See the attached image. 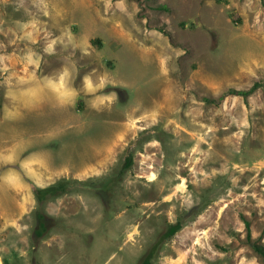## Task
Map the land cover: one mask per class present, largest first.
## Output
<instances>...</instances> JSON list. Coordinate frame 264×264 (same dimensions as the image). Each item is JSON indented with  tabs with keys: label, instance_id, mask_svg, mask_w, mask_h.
<instances>
[{
	"label": "rangeland",
	"instance_id": "1",
	"mask_svg": "<svg viewBox=\"0 0 264 264\" xmlns=\"http://www.w3.org/2000/svg\"><path fill=\"white\" fill-rule=\"evenodd\" d=\"M255 243L264 0H0V264H264Z\"/></svg>",
	"mask_w": 264,
	"mask_h": 264
},
{
	"label": "trees",
	"instance_id": "2",
	"mask_svg": "<svg viewBox=\"0 0 264 264\" xmlns=\"http://www.w3.org/2000/svg\"><path fill=\"white\" fill-rule=\"evenodd\" d=\"M259 81H255L249 88L247 89H235V88H229L226 90V92H224L222 95L228 94V93H234V94H241L244 97H246L249 93H251L256 87L259 86ZM132 162V158L131 156H126L125 158V165L130 166ZM69 183V179L66 178H60L58 180H56L53 183H50L46 186H40L37 187L35 189V196L37 198V200L43 201L45 199H47V197H54L57 196L61 193H64L67 191L68 185ZM40 215V214H39ZM182 223L177 220L175 222H172L169 224V226L167 227V230L164 232V236L165 237H170L172 236L179 228H181ZM46 228V225L43 221H40V228H37L36 231L38 232V234H42L44 229ZM255 246L257 248V250L259 252H262L264 254V245L262 244H256ZM152 252L153 249L150 250L144 260H143V264H151L150 263V258L152 256Z\"/></svg>",
	"mask_w": 264,
	"mask_h": 264
}]
</instances>
